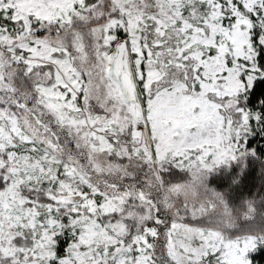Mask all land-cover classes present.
I'll return each mask as SVG.
<instances>
[{
  "label": "snow or ice",
  "instance_id": "6c2138e0",
  "mask_svg": "<svg viewBox=\"0 0 264 264\" xmlns=\"http://www.w3.org/2000/svg\"><path fill=\"white\" fill-rule=\"evenodd\" d=\"M0 264H264V0H0Z\"/></svg>",
  "mask_w": 264,
  "mask_h": 264
}]
</instances>
